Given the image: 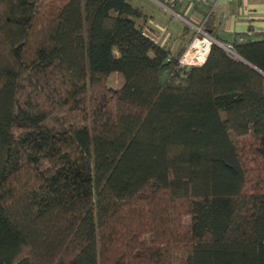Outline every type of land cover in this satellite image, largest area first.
Instances as JSON below:
<instances>
[{
  "label": "trees",
  "instance_id": "obj_1",
  "mask_svg": "<svg viewBox=\"0 0 264 264\" xmlns=\"http://www.w3.org/2000/svg\"><path fill=\"white\" fill-rule=\"evenodd\" d=\"M145 18L0 0V264H264V35L182 64Z\"/></svg>",
  "mask_w": 264,
  "mask_h": 264
},
{
  "label": "crops",
  "instance_id": "obj_2",
  "mask_svg": "<svg viewBox=\"0 0 264 264\" xmlns=\"http://www.w3.org/2000/svg\"><path fill=\"white\" fill-rule=\"evenodd\" d=\"M154 1L172 15H177L180 20L182 16L197 22H201L207 18L215 35L223 40L222 43H229L236 33H245L252 38H259V35H264V0H257L256 2H251L250 0ZM136 2L134 4L141 7L146 13V18L139 19L138 23L158 43L170 48L174 54L181 48L189 46L194 34L189 35L185 30L184 33L182 32L179 36L175 37L174 33H169L164 27H161L163 24L157 21L156 15L148 11L141 1ZM237 2L239 5H242L241 9L244 7L240 11V14L233 11V5ZM169 5L173 6L176 10L172 9ZM183 22L186 23L184 20ZM185 28L187 29V26Z\"/></svg>",
  "mask_w": 264,
  "mask_h": 264
},
{
  "label": "rangeland",
  "instance_id": "obj_3",
  "mask_svg": "<svg viewBox=\"0 0 264 264\" xmlns=\"http://www.w3.org/2000/svg\"><path fill=\"white\" fill-rule=\"evenodd\" d=\"M136 1H141L145 5L146 9H148V11H150V12H152V14L156 15L157 21L162 23L163 25H165V26L161 25V27H164V29H166L167 32H169V33H174L175 37L179 36L182 32L184 33L185 30H186V33L189 35H192V34L196 35V28L194 27V25L184 23L183 20L182 19L180 20L177 15H172L169 11H167L164 7L160 6V4H158L154 0H132V3L133 4L137 3ZM250 1L256 2L257 0H250ZM241 6L242 5H239L238 2L235 3L233 5L234 13L240 14V11L242 9H244V7H242V9H241L240 8ZM137 22H138V20H137ZM185 24L189 25L190 28L186 29ZM124 82H125V79H124L123 74L121 72H118V71L112 72L109 75L108 80H107L108 85L113 87V88L121 87L124 84ZM184 221L188 223L190 221V217L185 216Z\"/></svg>",
  "mask_w": 264,
  "mask_h": 264
},
{
  "label": "built area",
  "instance_id": "obj_4",
  "mask_svg": "<svg viewBox=\"0 0 264 264\" xmlns=\"http://www.w3.org/2000/svg\"><path fill=\"white\" fill-rule=\"evenodd\" d=\"M182 19L186 23L194 25V27L196 28V37L194 36L195 38L192 40V43L188 46L187 50L180 58V62L182 64L202 63L206 58L211 43L213 41H216V38H214L209 32H207L202 25L199 26L196 23L192 22L193 20L191 21L184 16H182ZM222 46L231 55L238 56L230 43H222Z\"/></svg>",
  "mask_w": 264,
  "mask_h": 264
},
{
  "label": "water",
  "instance_id": "obj_5",
  "mask_svg": "<svg viewBox=\"0 0 264 264\" xmlns=\"http://www.w3.org/2000/svg\"><path fill=\"white\" fill-rule=\"evenodd\" d=\"M216 42L219 43L220 45H222V42H220L219 40L216 39Z\"/></svg>",
  "mask_w": 264,
  "mask_h": 264
}]
</instances>
